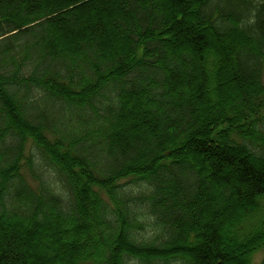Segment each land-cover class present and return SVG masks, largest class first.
I'll return each mask as SVG.
<instances>
[{"label":"trees","instance_id":"obj_1","mask_svg":"<svg viewBox=\"0 0 264 264\" xmlns=\"http://www.w3.org/2000/svg\"><path fill=\"white\" fill-rule=\"evenodd\" d=\"M263 63L264 0H0V264H253Z\"/></svg>","mask_w":264,"mask_h":264},{"label":"rangeland","instance_id":"obj_2","mask_svg":"<svg viewBox=\"0 0 264 264\" xmlns=\"http://www.w3.org/2000/svg\"><path fill=\"white\" fill-rule=\"evenodd\" d=\"M262 79H263V83H264V63H263V74H262ZM25 177H26V179H27L28 181H30L31 183H33L32 180H30L29 177H28L27 175H26ZM29 251H31V249H30V250H28V249H22V250H21V253L29 254ZM263 255H264V248H263L262 251L257 252V253L255 254V256H254V258H253V264H259V262L261 261Z\"/></svg>","mask_w":264,"mask_h":264}]
</instances>
